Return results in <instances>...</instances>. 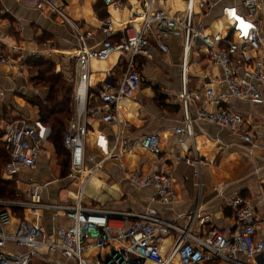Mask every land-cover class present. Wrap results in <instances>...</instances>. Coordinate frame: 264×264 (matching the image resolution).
Returning <instances> with one entry per match:
<instances>
[{"label": "built area", "instance_id": "obj_1", "mask_svg": "<svg viewBox=\"0 0 264 264\" xmlns=\"http://www.w3.org/2000/svg\"><path fill=\"white\" fill-rule=\"evenodd\" d=\"M56 1L30 0L27 6L47 8L62 17L76 39V50L70 55L76 59V111L68 122L64 146L70 153L66 180L77 186L78 196L61 204L45 203L43 194L47 185L34 180L38 161L51 143V127L45 125L41 118L19 121L0 118V152L8 157V162L0 168L2 178L19 184L22 175L29 176L25 200L0 199V264H30L38 256L48 257L50 264H61L58 257L65 261L75 260L77 264H103L100 261L92 263L84 257L92 231L97 232V249L114 243L120 245L112 258L114 260L119 256L124 264H140L143 261L173 264L176 260L180 264H264V218H257L250 201L234 200L232 232L213 227L203 237L193 235L188 229H178L162 218L157 209L112 211L88 206L83 201L86 186L95 173L109 161L119 162L123 154L132 151L136 144L142 151L153 155L161 152L158 134L143 136L134 144L120 129V104L141 90L143 79L138 59H151L153 45H157L165 55L170 54L171 43L181 49L179 101L183 122L174 129V134L177 144L189 143L195 155L194 158L178 156L179 160H185L196 169L202 164L195 145L194 125L197 121L239 134L248 143H253L254 136L264 134L262 129L230 105L233 100L253 104L264 101V39L259 24L264 9L260 8V0H243V11L236 6L223 8V25L215 33L209 32L205 23L212 0H187L186 9L174 16L160 9L163 0H136L139 15L128 24L120 25L118 30L114 28L110 16L104 19L100 25L103 39L94 47L89 46V41L95 36L94 31L83 30ZM128 1L103 0V3L121 11ZM8 47L12 53L19 54L18 61L25 65L28 57L22 54L23 49L17 44ZM114 55L119 56L123 74L117 81L109 77L98 92L100 104L90 106L88 83L91 63L106 61ZM29 56L39 58L40 53L29 52ZM0 61L10 63L1 56ZM196 68L204 71L203 76ZM193 78L197 79L194 82L196 89L191 91L190 81ZM0 99H5L4 92L0 93ZM194 104L198 106L195 114L192 110ZM205 105L214 109L209 110ZM88 118L105 124L115 137V144L110 147L106 134L98 136L97 144L103 154L100 160L87 151L86 142L90 134ZM130 176L135 187L154 188L163 206L172 204L175 179L171 173L156 169L147 173L135 171ZM45 211L54 213L55 217L63 215L68 224L60 226L56 232L47 233L42 225ZM18 213H28L33 220L19 219L15 231L8 234L7 228L14 218H19ZM172 230L179 234L178 238L169 253L163 254L160 241ZM10 242L27 248V252L9 249Z\"/></svg>", "mask_w": 264, "mask_h": 264}, {"label": "crops", "instance_id": "obj_2", "mask_svg": "<svg viewBox=\"0 0 264 264\" xmlns=\"http://www.w3.org/2000/svg\"><path fill=\"white\" fill-rule=\"evenodd\" d=\"M24 1L19 3L16 0H0V56L10 61L8 64L0 61V93H5V99H0V118L13 121L40 118L39 108L29 102L34 96H40V91L32 86L26 64L18 61L19 54L12 53L8 45H19L24 51L22 54L28 58L29 52H38L41 58H52L60 63V69L68 78L74 76L72 80L75 85L77 79L76 59L70 56L74 54L77 44L70 27L62 17L47 8H32L27 6L30 0ZM242 3L243 0H212V7L207 11L205 19L209 32L221 30L223 8L236 6L243 11ZM56 4L80 24L83 30L94 31L95 36L89 41L90 47L102 41L100 25L104 19L110 16L114 28L118 30L120 25L128 24L140 13L136 0L128 1L121 11L107 7L102 0H57ZM186 6L187 0H163L160 3V9L171 16L182 13ZM260 8L264 9V0H260ZM259 22L264 39V15ZM170 49V54L165 55L157 45H153L150 49L151 59H138L143 79L142 88L131 99L120 104V129L125 137L135 144L143 136L158 134L160 154L144 152L136 144L132 151L123 154L119 162L109 161L87 184L84 203L112 211L157 209L162 218L178 229H188L193 235L200 237L206 236L213 227L233 231V202L237 198L250 201L257 218L263 219L264 134L254 136L253 143H248L239 134L197 121L194 125L195 145L202 164L196 169L185 160H179L178 156L194 158L195 154L189 143L178 145L174 134V129L183 122V110L179 101L182 86L181 49L175 43L170 44ZM123 70L118 55L106 61L91 63L88 83L90 106L100 104L98 92L103 89L109 77H114L117 81ZM195 81V78L190 81L191 91L196 89ZM230 105L264 131V101L253 104L233 100ZM205 107L214 109L211 105ZM197 108L194 104V114ZM88 121L90 134L86 142L87 151L97 155L100 160L103 154L97 144L98 136L106 134L110 147L115 144V137L105 124L89 118ZM252 134L255 135L254 130ZM156 169L174 176V199L169 206H163L158 201L154 188L140 189L131 182L130 175L133 172L147 173ZM28 177L22 175L19 184L17 183L24 194L28 188ZM33 177L37 183L47 185L43 194L45 203L61 204L77 199V186L66 180L61 166L57 164L56 150L51 143L47 145L44 156L39 159L38 169ZM17 216L19 218H14L7 228L8 234L15 231L19 219L33 220L28 213H18ZM67 224L68 221L61 214L55 217L52 212L43 213L42 225L47 233L56 232L60 226ZM96 234V231L91 232L84 257L92 263L100 261L107 264L108 259L121 247L114 243L104 249H97ZM178 235L172 230L160 241L163 254L169 253ZM8 247L27 252V248L17 247L11 242ZM58 259L61 264H77L75 260ZM30 264H50V261L48 257L38 256ZM140 264L154 263L143 261ZM173 264L180 262L176 260Z\"/></svg>", "mask_w": 264, "mask_h": 264}, {"label": "trees", "instance_id": "obj_3", "mask_svg": "<svg viewBox=\"0 0 264 264\" xmlns=\"http://www.w3.org/2000/svg\"><path fill=\"white\" fill-rule=\"evenodd\" d=\"M103 1V0H102ZM32 86L40 91V96L29 99L32 106L39 108L43 123L51 127V144L61 158L63 175L70 169V153L64 146L68 122L73 117L75 105V84L60 69V63L52 58H28L25 62ZM8 162L7 155L0 152V166ZM10 183H8L9 185ZM0 199H15V190L7 187L0 175Z\"/></svg>", "mask_w": 264, "mask_h": 264}, {"label": "rangeland", "instance_id": "obj_4", "mask_svg": "<svg viewBox=\"0 0 264 264\" xmlns=\"http://www.w3.org/2000/svg\"><path fill=\"white\" fill-rule=\"evenodd\" d=\"M34 59H38V57H35ZM196 71L199 73V75H201L204 71H201L200 68H196ZM75 111H76V106L74 105V113H73V116L75 114ZM56 150V149H55ZM56 155H57V164H59L61 166V158L59 157L57 151H56ZM2 166H0L1 168ZM62 168V166H61ZM0 175L2 177V174L0 172ZM3 182L5 183V185L7 187H10L11 189H14L15 190V199H3V200H7V201H23L26 199V194H24L23 191H21L19 188H18V185L15 181H12V180H4L2 178ZM8 183H10L8 185Z\"/></svg>", "mask_w": 264, "mask_h": 264}, {"label": "water", "instance_id": "obj_5", "mask_svg": "<svg viewBox=\"0 0 264 264\" xmlns=\"http://www.w3.org/2000/svg\"><path fill=\"white\" fill-rule=\"evenodd\" d=\"M114 255H115V253H114ZM110 262H113V263H111V264H116V263H114V262H118L117 264H124V263H125V261H124L122 258H120L119 256H117L114 260H113L112 257L109 258V259H108V263H110Z\"/></svg>", "mask_w": 264, "mask_h": 264}]
</instances>
